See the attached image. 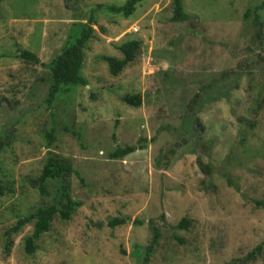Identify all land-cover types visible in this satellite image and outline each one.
<instances>
[{
	"label": "rangeland",
	"instance_id": "obj_1",
	"mask_svg": "<svg viewBox=\"0 0 264 264\" xmlns=\"http://www.w3.org/2000/svg\"><path fill=\"white\" fill-rule=\"evenodd\" d=\"M126 1L0 3V264H142L153 228L159 238L147 264H264V207L256 205L264 199V6L255 11L262 0H182L185 22L171 20L173 0H143L126 19L91 13L96 4ZM89 19L87 85L48 106V71L14 53L30 49L47 63L72 24ZM131 39L141 43L134 61L111 75L100 58L121 59L117 45ZM125 94H140L141 106L124 103ZM51 128L50 150L70 158L84 179L70 178L82 206L68 221L55 218L32 254L24 241L31 225L5 253L6 231L57 190V181L46 194L33 184ZM126 145L136 151L108 157ZM113 218L126 222L109 227ZM182 218L189 224L179 229Z\"/></svg>",
	"mask_w": 264,
	"mask_h": 264
},
{
	"label": "trees",
	"instance_id": "obj_2",
	"mask_svg": "<svg viewBox=\"0 0 264 264\" xmlns=\"http://www.w3.org/2000/svg\"><path fill=\"white\" fill-rule=\"evenodd\" d=\"M3 1L5 0H0V3ZM142 1L143 0H127L121 6L96 4L91 9V13L101 10L123 16L126 19L134 13L136 5ZM263 6L264 0H262V3L255 8V11ZM248 13L249 10L245 12V16H247ZM172 14L171 20L173 22H185L188 19V15L183 10L182 0H173ZM94 21L95 20L89 19L85 23H78L79 25L72 24L73 29L69 33L60 52L47 63H41L39 56L30 49L19 47L16 49L17 51L14 54L18 59L23 60L32 66L40 65L48 71V79L46 83L47 91L45 95V102L48 106L53 105L56 98L60 94L68 92L69 89L87 85V79L82 74V69L88 43L93 38L94 30L91 25L94 24ZM255 23H259L257 19L255 20ZM140 46V41L136 39L127 40L117 45L118 51L123 55L121 59L113 56H102L100 59L107 65L111 75L115 76L129 63L134 61ZM228 76L229 75L222 74L221 78H226ZM227 89L228 88H225V90L218 92L216 94L217 98L226 94L228 92ZM207 98L211 99L210 94H207ZM121 100L133 108H139L142 103L140 94H125L121 97ZM197 108L200 110L201 107L199 104ZM192 111L193 114L191 115V118L194 120V127L200 126L201 121L196 117L198 115L197 109H192ZM63 128L65 132L70 133L80 140V134H77V132L68 129L65 126ZM43 138L45 141V148L49 150L46 152L40 174L33 184L38 187L43 194L47 193L45 187L48 182L57 181L58 187H56L57 190L51 202L43 203L27 215L18 217L16 224L6 231V241L4 243L5 253L10 252V248L13 244L12 236L18 234L24 226L31 225L32 233L26 237L24 241L27 253L32 254L36 248V242L43 233L50 230L51 223L55 218H58L61 221H68L71 219L72 215L76 213L78 208L82 206L81 200L72 197L70 191V178L75 176L81 184L85 185L83 177L79 174V171L74 168V164L70 158H66L50 150L55 141V131L53 128L45 132ZM240 142H242V139ZM2 145L3 143L0 141V149L2 148ZM135 151L136 146L134 145L117 146L113 151L108 153V157L112 160H120ZM199 168L205 175H210L211 169L209 167L200 165ZM2 195L3 192L0 187V196ZM256 205L264 207V199L257 200ZM125 222L126 219L124 218H113L108 221V226L114 227L117 225H123ZM188 224V220L182 218L176 227L182 229L187 227ZM158 238L159 232L156 228H153L152 238L149 243L143 247L144 256L142 264L148 263L149 258L157 245ZM260 250L261 245H257L254 250L246 255V260H252ZM234 262L240 264V259H233L226 264H234Z\"/></svg>",
	"mask_w": 264,
	"mask_h": 264
}]
</instances>
